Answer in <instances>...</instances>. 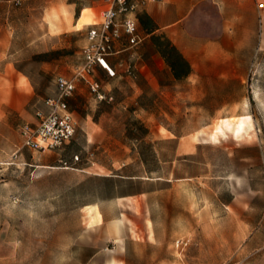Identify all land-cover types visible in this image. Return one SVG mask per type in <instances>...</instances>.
<instances>
[{"label":"rangeland","instance_id":"obj_1","mask_svg":"<svg viewBox=\"0 0 264 264\" xmlns=\"http://www.w3.org/2000/svg\"><path fill=\"white\" fill-rule=\"evenodd\" d=\"M93 1L0 0V74L13 65L35 86L25 110L0 121V264H264V16L234 79L98 71L114 100L77 82L75 138L58 151L23 147L20 127L47 112L58 76L73 78L90 27L60 32ZM54 51L43 66L38 56ZM77 154L83 162L61 164Z\"/></svg>","mask_w":264,"mask_h":264},{"label":"crops","instance_id":"obj_2","mask_svg":"<svg viewBox=\"0 0 264 264\" xmlns=\"http://www.w3.org/2000/svg\"><path fill=\"white\" fill-rule=\"evenodd\" d=\"M259 2L258 0L257 2L254 0H165L162 3H147L135 14L138 32L143 38L140 46L144 45V48L140 50V46L136 49L128 48V40L123 36L117 47L125 50L118 56L110 57L109 65L117 72L116 78L125 74L131 64L135 78L140 77L139 73L145 75L144 77L150 74L153 79L159 81L158 70H166L174 82L192 80L202 75H209L208 78L213 80L234 79L235 77L227 75L230 72L229 68L239 64L241 51L247 47L244 42L255 37L259 17L264 16V12L259 9ZM70 6L76 7L77 3H71ZM107 8L105 0L93 1L91 5L84 6L77 21L71 20V27L60 34L69 31L81 32L84 27L91 29L100 26L101 23L92 22L91 13L95 10L102 14ZM84 11L89 13V22L79 27ZM141 18L144 19V23ZM121 19L119 22L122 21ZM208 34H212L213 38ZM162 35L170 39L169 41L190 64L191 71L187 77L176 79L165 63L154 40V37ZM88 43L87 39L86 46ZM83 61L82 54L74 72ZM42 64L51 65L50 61H43ZM98 71L108 76L106 71L98 68L95 73L96 80H100L97 76ZM34 97L35 86L30 78L23 72L17 71L13 65H9L7 73L0 74V121L11 111L22 113ZM44 106L48 113L45 103Z\"/></svg>","mask_w":264,"mask_h":264},{"label":"built area","instance_id":"obj_3","mask_svg":"<svg viewBox=\"0 0 264 264\" xmlns=\"http://www.w3.org/2000/svg\"><path fill=\"white\" fill-rule=\"evenodd\" d=\"M165 0H105L108 8L102 13L100 26L92 27L87 33L88 45L83 49L84 61L74 72V77L68 79L59 76L56 79L58 94L45 100L48 113L36 112L37 124L25 123L20 127L23 147L36 152L58 151L70 143L76 136L78 123L70 110L69 100L77 89V82H85L94 99L99 102H112L113 96L105 92L101 83L96 80L98 68L107 72L109 78H116L117 72L109 65L110 57L118 56L125 48L117 44L126 36L128 48L136 49L143 43L138 32V22L135 14L147 3H162ZM20 1L16 2L19 5ZM122 18V19H121ZM122 20L119 22V20ZM125 74L134 76L130 64ZM94 157L89 154L87 160ZM66 168H73L83 162L80 155H75L71 162L60 161Z\"/></svg>","mask_w":264,"mask_h":264},{"label":"trees","instance_id":"obj_4","mask_svg":"<svg viewBox=\"0 0 264 264\" xmlns=\"http://www.w3.org/2000/svg\"><path fill=\"white\" fill-rule=\"evenodd\" d=\"M144 23V19L141 18ZM163 36L154 37L155 43L159 52L161 53L163 59L167 66L171 69L174 77L176 79H182L187 77L191 71L190 64L178 51V49L167 39H163ZM60 51H54L50 53L40 54L38 57L43 61H49V57L56 56ZM48 99V98H47ZM107 179V178H106Z\"/></svg>","mask_w":264,"mask_h":264}]
</instances>
